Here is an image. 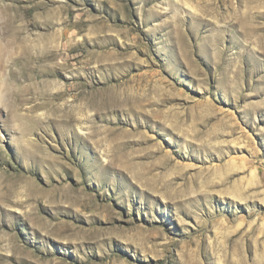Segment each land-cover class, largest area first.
Masks as SVG:
<instances>
[{
    "label": "rangeland",
    "instance_id": "1",
    "mask_svg": "<svg viewBox=\"0 0 264 264\" xmlns=\"http://www.w3.org/2000/svg\"><path fill=\"white\" fill-rule=\"evenodd\" d=\"M8 5L0 264H264V0Z\"/></svg>",
    "mask_w": 264,
    "mask_h": 264
},
{
    "label": "bare ground",
    "instance_id": "2",
    "mask_svg": "<svg viewBox=\"0 0 264 264\" xmlns=\"http://www.w3.org/2000/svg\"><path fill=\"white\" fill-rule=\"evenodd\" d=\"M3 10H4V12L2 11V13L4 15L0 16V33H7L8 32V33H12L15 36H19V35H22L24 32H27L29 30L30 25L28 22H25L24 19L22 20V22L19 26L16 25V20L21 19V15H19V13H18V12L21 13V11L18 10V8H15L12 5H8L7 7L3 8ZM13 11H15L16 13L14 14ZM13 53H14V50H0V57L3 60H6L5 56L6 55H13ZM27 54H28L27 50H25L22 57L20 58V61H22V58L25 57ZM29 58L24 59L26 63H30L31 58L30 59ZM41 59L46 61L48 58H47V56L44 55V57H41ZM54 59H57V58L53 57V60ZM27 65H30V64H27ZM33 65H34V63H33ZM30 71H33V69H31ZM4 97H5V94L2 92V87L0 86V102H3L5 100ZM79 97H81V95ZM86 99H88V98H86ZM143 102H144L143 96L138 94V93H135L134 90L132 89L131 93H130V91L129 92H123L121 94H118V98H114V99L109 100V106H110V108L121 107V108L128 109L129 111H136L138 113H145L146 112L145 109H146L147 105H144ZM89 103L91 105L90 106L91 109L96 105L91 100H89ZM153 113H154V111H153ZM145 137H146V135H145ZM163 162H165V161H163Z\"/></svg>",
    "mask_w": 264,
    "mask_h": 264
}]
</instances>
